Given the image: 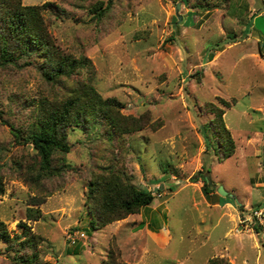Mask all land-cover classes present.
I'll return each mask as SVG.
<instances>
[{"label":"rangeland","instance_id":"rangeland-1","mask_svg":"<svg viewBox=\"0 0 264 264\" xmlns=\"http://www.w3.org/2000/svg\"><path fill=\"white\" fill-rule=\"evenodd\" d=\"M48 1L42 15L54 43L85 62L72 77L117 97L123 113L149 117L143 128L121 135L112 151L103 128L69 129V150L57 154L67 170L47 179L44 189L30 186L14 170L13 159L33 151L32 145L14 142L9 124L0 120V220L11 234L22 230L19 221L30 226L36 264H102L111 250L122 263H127L122 251H130L129 264H205L215 255L229 264H264V224L256 231L240 221L264 201V0H111L100 19L91 11L97 0ZM35 66H0V108L15 125L28 123L33 112L31 106L11 104V95L29 102L57 89ZM211 102L223 107L235 143L223 159L214 135L205 147L202 125L214 115ZM202 163L210 188L217 193L222 185L226 193L220 195L231 204L222 209L203 204ZM107 166L152 189L151 207L144 205L131 217L149 220L150 231L167 228L166 245H157L142 227L132 231L128 224L126 232H116L113 224L90 226L88 182ZM193 175L196 181L190 180ZM168 191L173 193L160 201ZM28 206L38 207L39 217L27 218ZM75 230L84 235L71 242L68 234ZM132 245L146 248L133 255ZM17 248L0 237V264H19L12 258Z\"/></svg>","mask_w":264,"mask_h":264},{"label":"trees","instance_id":"trees-1","mask_svg":"<svg viewBox=\"0 0 264 264\" xmlns=\"http://www.w3.org/2000/svg\"><path fill=\"white\" fill-rule=\"evenodd\" d=\"M51 2L47 0L41 4H23L21 0H0V66L12 64L24 67L35 63L51 89L57 87L49 95L31 98L29 102L25 99L20 101L19 96L11 95V104L31 106L33 118L24 125H15L3 116V109L0 108V120L9 124L14 142L32 145L33 151L28 149L13 159L14 170L23 181L39 189L48 188L45 185L47 179L61 177L67 170L69 164L63 155L57 154L69 150V129L103 128L99 130L109 141L112 151L121 135L143 128L149 117L146 112L139 115L123 113V103L117 97L103 96L88 79L72 77L71 72L85 62L72 57L54 43L42 15V10ZM110 4L111 0L105 6L103 0H97L92 4L91 11L100 19ZM194 4L202 6L199 2ZM193 13V10H189L187 15L192 16ZM28 56L32 57L29 59ZM219 98L229 104L224 98ZM210 104L214 115L209 123L202 125L205 147L210 148L211 136L214 135L219 158L223 159L233 153L235 143L223 121V107L212 102ZM208 129H211L210 134ZM204 168L206 173L200 171L203 181L201 188L209 197L208 192L213 190L210 188L212 181L208 168L202 163L201 170ZM2 177L0 174V192L3 191ZM197 179L195 175L190 176L191 181ZM87 196L88 211L91 213L89 224L93 229L139 212L142 206L150 204L154 199L152 189L138 186L124 175L122 169L116 170L110 166L92 175L88 182ZM31 200L33 203L40 202L37 197ZM40 214L38 207L26 208L27 218L36 219ZM19 225H23L22 230L11 234L5 222L0 220V237L8 245H17L18 248L12 255L17 263L36 264V235L24 221H19ZM252 226L256 231L259 230V224ZM102 264L127 263L116 260L111 250ZM205 264H229V261L223 256L215 255L208 258Z\"/></svg>","mask_w":264,"mask_h":264},{"label":"crops","instance_id":"crops-1","mask_svg":"<svg viewBox=\"0 0 264 264\" xmlns=\"http://www.w3.org/2000/svg\"><path fill=\"white\" fill-rule=\"evenodd\" d=\"M199 190H200V194H201V195L199 194L200 197H203V199H204V203L203 204H206V205H209V206H213V207H219V208L222 209L223 206H225L226 204H231L232 203L228 199H224V201L222 202L223 196H221L219 192L216 193L214 190H212L211 192H208L209 193V195H208L209 197H207L206 194L203 192L201 186H200ZM172 193H173L172 191H168V193H162L160 195V197H159V200L160 201L164 200L166 198L165 196L170 195ZM157 203H158V200H157ZM195 203H197V200L195 201ZM150 204H147L146 206L148 207V206H150ZM135 213H138V212H135ZM132 214H134V213H130V214H128L127 216H125L123 218L111 221V222H109V223H107L105 225L113 224V230L116 231V232L119 230V228L125 230V232H126L128 224L130 225L129 230L131 229L132 231H137V227H139V228L142 227L144 233L147 232L148 235H150V236L153 235L152 236V237H154L153 240H154V242L157 245H160V246L163 247L164 245H166L169 242L170 237H171V233H170V231L167 228H162L161 226H159L157 231H150L149 229H146V226H148V228H149V225H150V221L149 220L147 221L144 218L138 220L135 217H131ZM105 225H103V226H105ZM100 227H102V226H100ZM128 237H129V235H128ZM136 248H138L140 250L141 248L144 249L146 247H144L143 245L140 246V247H138L137 245L136 246L132 245L129 250H131V253H132V250H134L133 255L134 254H136V255L138 254V249H136ZM126 254L129 255L130 251H129V253H126L125 251H122V257H125L127 259ZM126 259H125V261L127 262V264H129L128 260H126Z\"/></svg>","mask_w":264,"mask_h":264},{"label":"built area","instance_id":"built-area-1","mask_svg":"<svg viewBox=\"0 0 264 264\" xmlns=\"http://www.w3.org/2000/svg\"><path fill=\"white\" fill-rule=\"evenodd\" d=\"M240 221L244 224L263 225L264 224V201L259 205L249 208L248 211L243 214L242 218H240ZM74 233L75 234L73 233H71L70 235L68 234V238L71 242H75V239L79 238L78 237L79 235L80 236L84 235L83 232H79L77 230H75Z\"/></svg>","mask_w":264,"mask_h":264},{"label":"water","instance_id":"water-1","mask_svg":"<svg viewBox=\"0 0 264 264\" xmlns=\"http://www.w3.org/2000/svg\"><path fill=\"white\" fill-rule=\"evenodd\" d=\"M179 5H180V2L176 3V6H175L176 10L179 8ZM176 14H177V21H178V20L181 19V15H180L179 13H177V12H176ZM157 188H158V186L155 187V189H157ZM217 191H218L220 194H222V193H226V190L223 188L222 185H218V187H217Z\"/></svg>","mask_w":264,"mask_h":264}]
</instances>
